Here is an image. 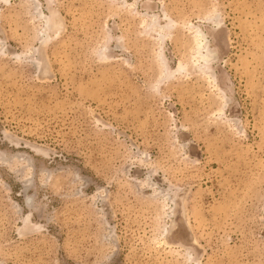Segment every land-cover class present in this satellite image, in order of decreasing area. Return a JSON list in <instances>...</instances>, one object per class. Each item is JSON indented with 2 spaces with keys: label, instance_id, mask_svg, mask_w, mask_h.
I'll return each instance as SVG.
<instances>
[{
  "label": "rangeland",
  "instance_id": "obj_1",
  "mask_svg": "<svg viewBox=\"0 0 264 264\" xmlns=\"http://www.w3.org/2000/svg\"><path fill=\"white\" fill-rule=\"evenodd\" d=\"M0 264H264V0H0Z\"/></svg>",
  "mask_w": 264,
  "mask_h": 264
}]
</instances>
